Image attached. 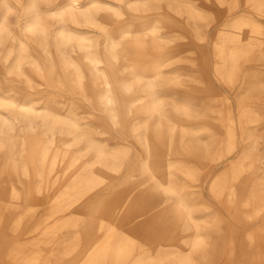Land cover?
<instances>
[{
    "label": "bare ground",
    "instance_id": "bare-ground-1",
    "mask_svg": "<svg viewBox=\"0 0 264 264\" xmlns=\"http://www.w3.org/2000/svg\"><path fill=\"white\" fill-rule=\"evenodd\" d=\"M104 1L111 6H104ZM171 1L37 0L40 12H65V24L56 27L48 40L41 42L24 34L25 26L34 15L31 0H0V28L5 32L0 36V62L1 69L4 68L0 77L9 78L0 83V136L5 138L4 151L0 148V156L2 153L4 157L0 169V198L17 197L22 191L29 210L51 204L49 217L72 209L74 224L82 220L80 232L70 241L66 230L69 219L61 217L40 235L34 234L7 252L4 232L0 230V264H118L133 253L139 231L145 233L144 244L147 245L177 236L173 243V264H210L195 254L197 246L202 245L199 241H184L179 235V222L192 219L185 202L176 206L178 216L173 223L159 219V196L165 190L161 188L165 184L162 165L171 140L167 127L175 124L178 116L160 103L163 89L153 87L151 76L154 75L147 69L151 64L153 71L159 72L162 43L155 25L159 16L170 9ZM184 1L195 11V17L199 16L194 0ZM216 1L223 5L228 0ZM230 3L236 7L239 0H230ZM253 5L264 14V0H254ZM13 14H17L14 24L11 22ZM245 21L242 17L236 24L217 32L223 44V81L229 87L240 81L241 61L253 50L247 44L242 45L239 39L264 42V35L253 23L249 25ZM61 29L71 38L67 47H61L55 38V32ZM80 29L85 32H79ZM91 31L96 36H91ZM234 39H238L234 46L226 45ZM246 81L244 79L235 99L243 121L253 123V128H249L243 138L236 164L243 179L264 173L259 165L260 161L264 162V151L260 150V131L264 129V75L255 73ZM68 85L74 88L73 92L78 90L92 96L105 109L116 107L124 113L135 110L138 116H154L148 126L151 136L143 135L134 127L130 129L134 144L140 148V158L119 187L113 184L120 180L117 176L124 168L129 149L109 152L96 142L92 131L84 132L81 125L67 119ZM117 85L123 90L122 97L114 88ZM125 85L132 86L131 93L125 91ZM42 86L53 89L41 90ZM136 91L143 97L132 98ZM19 95L21 100L17 99ZM139 99L143 102H137ZM223 101L218 122L229 133L226 149L232 151L235 105L225 93ZM36 117L42 119L37 126L39 135L21 141V123L26 120L32 126ZM47 140L52 144L49 151H46ZM179 167L186 175L193 173L191 167ZM38 175L41 177H34ZM154 179L159 181L150 192H145L143 186ZM248 187L246 184L243 190L244 204L256 210L264 208V187L259 191ZM168 190L176 192L171 187ZM100 193L108 195L102 199L96 196ZM9 202V207L13 208L18 201ZM97 212H101L108 226L98 224ZM21 223V218L15 223V233L27 231L20 228ZM117 231H121L118 239ZM182 243L185 246L177 248ZM230 246L233 252L234 243ZM259 264H264V260Z\"/></svg>",
    "mask_w": 264,
    "mask_h": 264
},
{
    "label": "rangeland",
    "instance_id": "rangeland-1",
    "mask_svg": "<svg viewBox=\"0 0 264 264\" xmlns=\"http://www.w3.org/2000/svg\"><path fill=\"white\" fill-rule=\"evenodd\" d=\"M194 3L200 10L197 17L195 11L189 9L184 0L171 1L170 9L159 16L155 28L162 43L160 69L156 73L151 64L147 69L148 73L154 75L151 76L153 87L163 89L160 93V103L166 109L175 111L178 116V121L167 127L171 140L167 147L168 156L162 165L165 184L161 185L162 189L171 187L176 192L170 190L174 195L162 192L159 196V219L161 222L173 223L178 216L176 206L180 202H185L192 219L179 222V235L184 241H199L202 244L197 246L195 252L198 258L210 264H259L264 260V208L256 210L245 205L243 190L246 184L249 190L259 191L264 187V173L260 172L259 177L243 179L236 170L243 138L246 131L253 128V123L247 124L243 121L242 113L236 109L235 99L244 79L248 82L255 73L264 75V42L259 43L250 38L242 41L239 39L242 45L247 44L253 47V50L241 61L240 81L229 87L223 81L221 68L223 44L217 32L228 25L236 24L235 22L243 17L246 19L244 23L249 25L253 23L256 30L264 35V14L253 5L254 0H239L236 7H233L230 0L223 5L216 0H194ZM103 4L106 7L111 6L105 1ZM11 19L14 24L17 21V14H13ZM78 31L85 32L82 29ZM89 34L96 36L92 31ZM235 41L238 42V39L229 41L226 45L234 46ZM1 67L0 62V72H3L4 68ZM6 80H9L7 75L0 77V83ZM66 88L67 119L81 125L84 132L92 131L96 142L109 152L120 153L124 149H129L124 158V168L117 176L120 180L113 184V187H119L123 178L130 175L133 165L140 158V148L134 144V136L130 129L134 127L143 135L151 136L148 126L154 120V116H138L135 110L124 113L116 107L105 109L102 104L94 101L92 96L78 90L73 92L74 88L69 85ZM114 88L122 97L123 90L120 85ZM47 89L53 88L41 87V90ZM224 93L235 105L233 113L235 147L232 151L226 149L229 133L225 126L218 122L219 114L224 107ZM135 96L141 98L143 94L136 91L131 97ZM21 97L19 95L17 99L21 100ZM137 102L143 101L139 99ZM262 105L261 103L260 106ZM41 121V117H36L31 126L24 120L20 125L19 139L23 141L29 136H38L37 126ZM260 142V150L264 151V129L260 131ZM45 145L46 151H49L51 141L47 140ZM0 146L3 152L4 136H0ZM3 164L4 157L1 153L0 169ZM180 165L191 167L193 173L186 175L180 169ZM259 165L264 170V162L260 161ZM157 181L159 180L154 179L146 183L143 186L145 192H150ZM3 183L8 185L7 180ZM21 192L19 191L17 197L0 198L2 215L0 230L4 232L6 252L20 242L27 241L34 234L40 235L61 217L69 219V225L66 227L67 240L70 241L80 232L82 220L74 224L75 214L72 209L65 210L62 215L49 217L51 204H47L44 209L29 210ZM107 195L100 193L96 196L104 199ZM11 199L18 201L13 208L9 207ZM20 218L22 220L20 228L27 230L23 234L13 231L15 223ZM96 218L98 224L108 226L109 223L102 218L101 212H97ZM120 236L121 231H117V239ZM144 240L145 233L137 232L136 244L132 247L133 253L127 254L126 260L118 264L174 263L172 252L177 236L171 235L150 245L144 244ZM232 242L233 252L230 246ZM184 246L182 243L177 248ZM4 260L6 261V254Z\"/></svg>",
    "mask_w": 264,
    "mask_h": 264
},
{
    "label": "clouds",
    "instance_id": "clouds-1",
    "mask_svg": "<svg viewBox=\"0 0 264 264\" xmlns=\"http://www.w3.org/2000/svg\"><path fill=\"white\" fill-rule=\"evenodd\" d=\"M8 8V5H4ZM31 10L34 13L33 19L24 28V34L26 37L32 39L33 41L46 42L49 38L50 33L59 25L65 24V12H40L39 4L37 0H31ZM5 32L0 28V36H4ZM55 38L61 47L69 46L71 38L68 33L63 29L55 32ZM23 63V61H21ZM20 71V68H17ZM131 85H125V91L128 93L132 92ZM166 195H174L170 190H164Z\"/></svg>",
    "mask_w": 264,
    "mask_h": 264
}]
</instances>
